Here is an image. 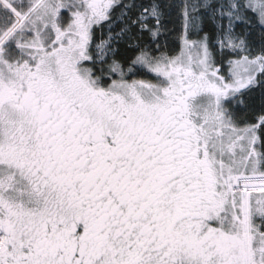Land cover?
Segmentation results:
<instances>
[{
	"label": "snow or ice",
	"instance_id": "obj_1",
	"mask_svg": "<svg viewBox=\"0 0 264 264\" xmlns=\"http://www.w3.org/2000/svg\"><path fill=\"white\" fill-rule=\"evenodd\" d=\"M0 264H264V0H0Z\"/></svg>",
	"mask_w": 264,
	"mask_h": 264
}]
</instances>
